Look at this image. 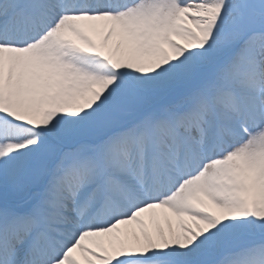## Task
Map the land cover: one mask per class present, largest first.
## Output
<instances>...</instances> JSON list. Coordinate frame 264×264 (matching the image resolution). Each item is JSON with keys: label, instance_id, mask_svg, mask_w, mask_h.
<instances>
[{"label": "snow or ice", "instance_id": "obj_1", "mask_svg": "<svg viewBox=\"0 0 264 264\" xmlns=\"http://www.w3.org/2000/svg\"><path fill=\"white\" fill-rule=\"evenodd\" d=\"M0 264H264V0H0Z\"/></svg>", "mask_w": 264, "mask_h": 264}]
</instances>
